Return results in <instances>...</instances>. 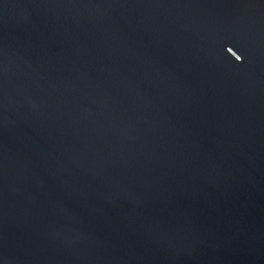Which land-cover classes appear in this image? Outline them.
I'll return each instance as SVG.
<instances>
[{
	"label": "water",
	"instance_id": "water-1",
	"mask_svg": "<svg viewBox=\"0 0 264 264\" xmlns=\"http://www.w3.org/2000/svg\"><path fill=\"white\" fill-rule=\"evenodd\" d=\"M0 264H264V0H0Z\"/></svg>",
	"mask_w": 264,
	"mask_h": 264
},
{
	"label": "clouds",
	"instance_id": "clouds-1",
	"mask_svg": "<svg viewBox=\"0 0 264 264\" xmlns=\"http://www.w3.org/2000/svg\"><path fill=\"white\" fill-rule=\"evenodd\" d=\"M241 58L240 57H237V60H240Z\"/></svg>",
	"mask_w": 264,
	"mask_h": 264
}]
</instances>
